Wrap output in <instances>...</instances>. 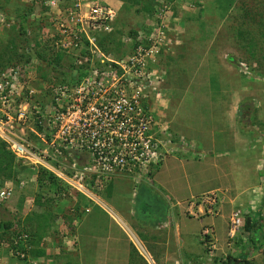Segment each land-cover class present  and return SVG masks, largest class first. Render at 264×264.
I'll use <instances>...</instances> for the list:
<instances>
[{
    "label": "built area",
    "instance_id": "1",
    "mask_svg": "<svg viewBox=\"0 0 264 264\" xmlns=\"http://www.w3.org/2000/svg\"><path fill=\"white\" fill-rule=\"evenodd\" d=\"M28 1L35 9L33 20L52 19L43 32L51 34L56 52L75 66L70 73L75 79L59 72L44 80L36 69L41 64L36 42H31L21 52L29 61L0 70V142L16 165L31 169L36 183L40 170L53 175L68 190L71 214L77 208L88 214L92 205L103 206L101 195L115 177L151 183L154 171L178 152L177 143L195 151L183 139L174 140L151 104L162 94L159 57L172 44L164 24L169 12L158 14L159 24L148 26L147 35L131 37L119 34L118 11L104 0ZM31 37L28 30L27 39ZM26 183L3 182L0 210ZM243 225L235 214L229 236L239 235ZM10 252L27 257L24 251Z\"/></svg>",
    "mask_w": 264,
    "mask_h": 264
},
{
    "label": "crops",
    "instance_id": "2",
    "mask_svg": "<svg viewBox=\"0 0 264 264\" xmlns=\"http://www.w3.org/2000/svg\"><path fill=\"white\" fill-rule=\"evenodd\" d=\"M105 2L116 9L122 7V3L117 0ZM228 63L218 64L217 86L221 89V99L225 101L219 99L221 103L217 102L222 108L208 109L209 113L216 112L219 115L220 124L210 129L213 141H203L195 134L191 136L186 132L185 124H176L181 119V111L187 108L191 112L195 111L199 103L197 96L206 95L200 91L186 93L179 95L184 97L182 99L177 94H172L174 99L177 96L178 100L174 103H177L178 110L171 124L176 128L174 131L177 136H185L195 144L196 150L185 152L180 149L182 152L168 157L154 171L151 183L146 179L138 182L125 175L115 177L101 195L103 206L92 205L90 213L80 214L81 218L73 221L74 228L68 236L75 239V249L70 251L65 244L60 243L59 248L64 247L68 252L66 256L70 261L66 264H201L204 255L202 229L213 225L216 240L223 245V234L230 214L239 208L251 215L248 221L251 231L257 235L260 245H264V126L258 128L251 125V128H243L244 123L239 120L243 105L248 102L254 104L249 111L255 113L259 110L258 117H263L264 121V81L243 80L229 71ZM208 82L207 93H212L214 88L211 77ZM196 114L197 117L200 116L199 113ZM200 128L203 127L199 126L198 129ZM224 133L228 136L226 140L221 138L223 142H216L217 137ZM199 165L201 166L198 167ZM218 191L228 194H223L225 203L221 207V216L217 219H200L201 216L194 218L186 215L184 207L173 206ZM148 200L151 209H143V202ZM57 207L54 214L62 222L59 225L65 226L62 215L65 207L62 210L60 206ZM196 207L198 211V205ZM70 209L72 211V206ZM46 240L49 241L45 239L44 242ZM231 246L233 248L234 244ZM50 252L55 258L59 257L54 253L53 247ZM50 252L46 251L48 256ZM226 254L232 253L225 249L222 257L216 256L217 264L229 263L230 256L227 257ZM235 256L231 264L242 263L243 258L258 260L261 254L256 251L251 257ZM205 261L211 264L206 256Z\"/></svg>",
    "mask_w": 264,
    "mask_h": 264
},
{
    "label": "rangeland",
    "instance_id": "3",
    "mask_svg": "<svg viewBox=\"0 0 264 264\" xmlns=\"http://www.w3.org/2000/svg\"><path fill=\"white\" fill-rule=\"evenodd\" d=\"M211 1L212 0H174V3L170 4L168 0H155V9L156 13L157 11L158 13L153 16V19H149L143 15H138L136 13L139 9L138 6L132 7L129 4H125V6L121 2L122 9L119 14V24L123 27V30L127 29L128 33L130 32L133 36V33L138 31H143V34L149 33L150 28L148 26H151L152 28L157 23L159 24L157 17L161 11L165 10L170 14V16H167V20L164 24L166 28L168 27V33H166V36L172 44L170 45V51L168 54L165 55L163 52L159 57V76L162 75L163 77V82L160 86L162 88V94L159 98L154 97L151 104L156 114L160 115L159 117H162L163 121L168 123L170 134L175 141H178L183 137L181 135L177 136V132L174 131L176 128H174L173 124H171V120L178 110V106H176L177 103H174L178 100L176 97L181 94H189L199 91L201 94L206 96L199 95L201 98L197 96L196 100L198 99L199 103L196 110L191 112L190 109L187 108L186 110L181 111V119L177 120L176 124L178 126L185 124V130L191 136H194L193 134H195L197 138L202 139L203 141H213L212 138L214 136H212L210 129H213L220 124L218 119L219 115L216 112L209 113L208 109L222 108L221 104L217 102L219 99L222 100L221 98L223 97L221 89L217 86L219 63H228V57H232L234 58V65L228 63L230 66L228 68L229 71L234 73V75L236 74L246 81H264V29H262L261 26L259 29V25L257 26L256 23H248L252 21L250 19L249 21L247 16H242L243 13L234 12L232 13L233 17L230 16L229 20L219 19L215 16V14L212 13V15L208 10L207 12L205 11L210 8ZM29 2L30 1L28 0H12L11 2L10 0H0V55L3 54L5 50L4 48L7 47L10 39L16 40L15 45L17 48L20 46L22 47L23 39L19 32L20 25L15 21V19L26 11V8L30 6ZM239 9H243L246 13H250L251 15H264V0H237L236 11ZM201 12L202 14H200ZM29 19V25L37 22L36 17H34V20L32 17ZM51 21V18H45V20L42 19V24L45 26L46 22L50 24ZM201 24L205 25L203 30L201 29ZM30 28L31 32L35 29L32 26H30ZM48 29L49 27L44 28V30L47 31ZM238 29H241L242 31L246 30L249 34L243 32L244 36L241 39L234 33V31ZM43 31L38 34L36 42L50 41L51 34L47 35ZM246 35H249L248 39H245ZM31 38H34V34H32ZM42 45L44 46L45 44ZM21 47L17 49L19 54L22 52ZM54 51L55 50L51 48L50 50L46 49L47 57L49 58L50 55L57 56L54 55L56 52ZM11 52L12 51L8 52V57L14 58L15 50H13V54H11ZM35 53L36 57H38L37 51ZM5 56L7 55L4 53L2 58ZM61 60V64L65 67L67 66L66 68L68 69V65L70 64L69 58L61 56ZM39 62L41 63V61ZM42 67L44 70L43 72H40V68ZM61 67H51L43 63L36 65V69L39 73H48V75H52L53 73L55 75L62 73L63 70ZM245 71L249 74L245 75ZM250 74L254 75L256 78L254 79L253 77H249ZM210 77L214 90L212 93H207L209 85L208 81ZM165 84L167 87H165ZM172 94H177L175 99L172 97ZM171 97L173 98V101ZM205 97L207 98L202 99ZM180 98L184 99L182 96ZM222 101H225V99ZM253 105V103L249 104L248 102H245L243 105L241 116H239V120L241 119L244 123L243 128H251V125H255L258 128L264 126V121H262L263 117H258L259 110L255 113H251L249 111ZM196 112L200 114L199 117H197ZM199 126H202L203 128L198 129ZM224 135H219L216 142L221 143L224 141L222 140L224 138L226 140L228 136L226 133H224ZM184 138L187 139L185 136ZM200 158L202 159L203 156ZM200 166L201 165L198 167ZM30 170V168L23 167L18 170L20 171L18 175L20 176L19 181L22 179L27 182L26 186L22 190L17 189V195L15 198L0 210V223L3 224L12 222V229L17 232L25 229L30 230V232H35V230L39 229L36 231L38 234H44L45 232V238L40 243L41 248L45 250V256L42 259L36 260V264H66V262L70 261L66 256L68 252L65 251L64 247L63 249L59 248V245L60 243L65 244L66 249L69 248L70 251L75 249V239H70L73 237L68 236L72 234L74 226L69 227L66 225H59V223L62 222L61 220L60 222L57 220L58 217L54 214V209H57V206H60L59 208L61 210L65 207L64 214H68L70 213V207L73 205V202L70 198H68V196L67 198H58L53 195V192L50 194L46 193V191L43 192L41 187L38 185V182L36 183L34 181V173ZM19 181L16 185L19 184ZM220 194L221 193L218 191V195ZM223 194L226 195L228 193L225 192L221 195ZM199 198L200 199L197 200L202 201V197ZM22 200L23 203H21ZM197 200L193 199L190 202L180 203L177 207H184L185 212H187L186 215L188 216L191 215L189 211L193 209L192 213L194 218L201 216L200 219H206L208 217L217 219V214L221 216L222 206L215 208V211L217 210L216 215L213 213L206 215L205 210L202 215H197V207L195 208V206L199 204V201ZM38 201L39 203H37ZM223 202L225 203V201ZM18 204L20 208H18ZM66 207L69 210H67ZM108 210L110 209L108 208ZM6 212H9V214ZM18 212L22 213L20 215L21 218H19ZM14 217H18L19 220L14 221ZM64 218L65 217L63 216V220H65ZM56 221H58L57 225ZM52 222H55V231L58 233L55 231L53 232V230H51V232L48 231L47 227H49ZM42 227H45V229L42 230ZM246 231L244 234L242 233V235H239L233 240L228 238L225 232V234H223L225 242L222 245L216 241V231L213 228V225L205 226L201 232V241H203L204 237L203 232L212 234L215 238L212 237V239L209 240L206 238V242L201 243L204 252L201 264H209V262L205 261V256L207 260H210L211 264H215L216 256L222 257L226 248L227 252L232 253L229 261L230 259L236 257L235 255L239 254L238 251L241 250V248L245 247L246 249L247 246L248 249L252 248V245L248 244V240L250 239L248 238L249 236H246ZM66 232L67 234H65ZM3 236L5 235L0 226V238ZM245 237H247L246 242ZM45 239H48L49 241L46 240V242H44ZM232 243L235 244L233 248L230 245ZM235 246L238 251H235ZM6 247L7 245L5 248L0 246V264H28L19 260L16 256H12L11 252ZM51 247H53L55 251L54 253L59 257L56 256L57 258H55L53 256L54 254L50 252ZM256 249L257 253L261 254V256H259L258 260L253 259L248 263L264 264V261H262V259L264 260V246L253 248V250ZM46 251L50 252L51 255L49 254L48 256ZM259 260L261 261L258 263Z\"/></svg>",
    "mask_w": 264,
    "mask_h": 264
},
{
    "label": "trees",
    "instance_id": "4",
    "mask_svg": "<svg viewBox=\"0 0 264 264\" xmlns=\"http://www.w3.org/2000/svg\"><path fill=\"white\" fill-rule=\"evenodd\" d=\"M11 1L12 0H10V2ZM119 1L122 2L124 5L129 4L132 7L138 6L139 9L137 10L136 13L138 15H143L149 19H151V18L153 19V16H155V14L158 13V11L156 13V9H155L156 8V5L154 4L155 0H119ZM168 1L170 2V4L174 3V0H168ZM236 3H237V0H212L210 8L206 9L205 11L207 12V10H208L210 12V14L213 13L219 19H224V20H229L230 16L233 17L232 13H234V12H238L241 14L243 13L244 15L242 14V16H244V17L247 16V19L248 20L250 19L252 21V22H248V23H251V24L256 23L257 26L259 25V29H260V26L262 29H264V15L263 14H259L258 16L254 15V14L251 15L250 13H246L243 9H239L238 11H236ZM34 10L35 9L33 6H29L28 8H26V11H24L23 14H21L19 17H17L15 19V21L20 25V28H19L20 31L19 32H20V35L23 39V45H22V47L20 46L22 51H23V49L24 50L26 49L25 45L29 46L31 42H36L38 34L40 32H42L44 30V28H46V27L50 28L51 27V25L48 22H46L45 26H43L42 20L29 25V20H30L29 18H31V16L34 14ZM200 14H202V12ZM30 26H32L33 28H35L36 26L37 27L32 31V34H34V38L27 39V31L31 29ZM204 26L205 25L201 24L202 30L204 29L203 28ZM241 31H242L241 29L234 31L236 36L241 38V39L244 36L243 32L249 34L246 30H243L242 32ZM119 34H121V33H119ZM248 36L249 35H246L245 39H248ZM245 39H243V40H245ZM52 41L36 42V47H37L36 51H37L38 60L47 66H51V67L52 66H59V67H61V66H63L61 64L62 63V60H61L62 55L56 54V52L54 51L55 52L54 55H57V56H51L50 55L49 58L47 57L46 49H49V50H50V48L53 49L51 47ZM8 42L9 43H8L7 47L4 48L6 51L4 50V52H3V54L5 53V55H7V56L2 58L3 54L0 55V70L7 68L8 66L14 64L15 62L20 63L24 60H26V61L30 60L29 56H27L25 53L19 54L17 49H19L20 47H18V48L16 47V45H15L16 40L10 39ZM42 44H45V45L43 46ZM13 50H15L14 58L8 57V55H9L8 52L12 51L11 54H13ZM227 61L230 64L234 65V58L228 57ZM61 68L64 69V67H61ZM74 69H75V66L70 62V64L68 65L67 71H65L64 73L62 72L61 76H63V77H69L70 76L71 78L75 79L70 74ZM43 70H44L43 67L40 68V72H43ZM41 77L44 80H46L48 78V73H46V74L42 73ZM21 168L22 167H20V165H16L13 156L6 151L5 145L2 142H0V188L2 186L1 184L4 181H13L14 183L17 184V182L19 181V178H20V176H18L20 171H18V170ZM38 185L41 187L43 192L46 191V193H48V194L53 192V195L57 196L58 198H64L63 196L68 195L67 188H65L53 175H51V174H49L43 170L39 171ZM110 185H111V183L108 186H110ZM21 203H23V200L21 201ZM37 203H39V201ZM148 203H150L149 200L146 203L143 202V204H144L143 209H146V208H148V210L151 209L152 206L149 205ZM18 208H20L19 204H18ZM79 210H80L79 208L76 209L75 215H73L71 213H70L71 216L69 214L68 215L64 214V217H65L64 218L65 219L64 224L66 226L72 227L73 221L76 219L79 220L81 218ZM6 213L9 214V212H6ZM21 214L22 213H19V218H21L20 217ZM19 218L14 217L13 220L18 221ZM54 224H55V222H52L51 225L49 227H47L48 231H50V232H51V230H53V232L55 231L56 226ZM0 226L2 228V232L5 235V236L0 238V246L1 245H9L10 249H12V250H15L18 252L24 251V253H26V255L30 257V259H42L45 256V250L43 248H41V246H40L41 245L40 243L45 238L44 237L45 232H44V234H41V233L38 234V232H36V231L39 229L35 230V232H32V231L30 232V230H28V229L17 232V231H14L12 229L13 228L12 222H7V223H3V224L0 223ZM44 229H45V227L44 228L42 227V230H44ZM251 229H252V227L248 223L247 231L250 232ZM56 233H58V232H56ZM24 236H27L28 239L26 241H23V240L19 241V239H22ZM14 239H16L19 242L18 246H15L16 240L14 241ZM248 244L254 245V244H256V241L254 240V238H251L250 240H248ZM25 246H28L27 250H25V248H24ZM250 250L251 249H248V246L246 249L244 247V248H241V250H239V251H238V249H235V251L239 252V254H238V255H240L239 257H243V256L246 257L247 254H249ZM27 261L28 260H24L25 263H28ZM233 261H234V259H230L228 264H231V262H233ZM241 262H243L242 264H249L248 259H246V258H243ZM215 263L217 264V261H215Z\"/></svg>",
    "mask_w": 264,
    "mask_h": 264
},
{
    "label": "clouds",
    "instance_id": "5",
    "mask_svg": "<svg viewBox=\"0 0 264 264\" xmlns=\"http://www.w3.org/2000/svg\"><path fill=\"white\" fill-rule=\"evenodd\" d=\"M105 1V0H104ZM117 1H119V0H117ZM120 2V1H119ZM121 3V2H120ZM111 6V5H110ZM112 7V6H111ZM114 8V7H113ZM116 9V8H115ZM121 9H122V7H121ZM121 9H116L117 11H118V20H117V23H118V25L121 27V31H120V33H126V34H128L129 36H131V37H133V35L129 32L128 33V31H127V29L126 30H123V27L119 24V14H120V12H121ZM45 18L47 19V18H49V17H41V19H39V20H37V22H39V21H41L42 19L43 20H45ZM50 19V18H49ZM50 25H51V23H50ZM148 25V24H147ZM138 32H142L143 33V31H138ZM138 32H136V33H134V36H136L137 34H138ZM148 34V33H147ZM147 34H143V35H147ZM46 42V41H45ZM51 45H53V43L51 44ZM52 48L55 50V48L52 46ZM56 51V50H55ZM57 53V52H56ZM57 54H59V55H61L60 53H57ZM42 63V62H41ZM64 67V69L63 68H61L62 70H64V71H67V66L65 67V66H63ZM182 139L186 142V144L187 145H189V146H191V147H194L195 148V150H196V146L195 145H193V143H191V142H189L187 139H185L184 137H182ZM179 141V140H178ZM178 141H176V142H178ZM177 148V150H178V152H182V151H180V149L181 150H184V151H186V150H188V151H194V150H192V149H190V148H187V149H184V147H183V145L181 144L180 146H178V143H177V146H176ZM188 151H186V152H188ZM203 156V155H202ZM207 199V200H206ZM210 199H213V201L211 202L212 203V206L209 204L210 203ZM197 201H199V204H198V215H202V213L204 212L203 210H205L206 211V215H210L211 213H213L214 215H216V211H215V208L216 207H221L223 204H224V199H223V195H218V192H212V193H209V194H207V195H205L204 197H202V201H200V200H197ZM205 201H206V203H205ZM223 203H222V202ZM214 203V204H213ZM177 205L178 204H173V206H175V207H177ZM196 205H197V203H196ZM195 208H196V206H195ZM200 210V211H199ZM209 210V211H208ZM187 213V212H186ZM235 214H239L240 215V217L241 218H243V220H244V225H243V227H242V230H241V233L239 234V235H242V233L244 234V232L247 230V225H248V221H250L249 219L251 218V217H249V216H251L249 213H247L244 209H237L236 211H233V212H231V214H230V218L228 219V223H227V227H226V235L228 236V238H230L231 240H233V239H235L236 237H238L239 235H237L235 238H231L230 236H229V229H230V223H231V219H232V217L235 215ZM216 217H219V214H217V216ZM263 219H264V210H263V215H262V224H264V221H263ZM260 225H261V223H260ZM209 232V231H208ZM204 233V237H203V241H201V243L202 242H206V238H207V240H209V239H212V237H213V235L212 234H209V235H206L205 234V232H203ZM202 234V233H201ZM246 236L249 238V239H251V238H254V240L256 241V244H252V248H249V249H251L250 251H249V254H247V257L248 256H252L253 254H254V252H256L257 251V249L256 250H253V248H258V247H262V245H260V242L258 241V238H257V235L255 234V233H253L252 231H250V232H247L246 231ZM247 237H245L246 239H245V242L247 241ZM217 241V240H216ZM232 244H234V243H232ZM231 245V244H230ZM229 245V246H230ZM235 245V244H234ZM228 246V247H229ZM264 246V245H263ZM227 249V248H226ZM236 249V248H235ZM9 251H10V249H8ZM227 255V254H226ZM229 256H231V255H227V257H229ZM18 259H20V258H18ZM228 259V258H227ZM20 260H22V259H20ZM24 260H28L27 262H28V264H36V260L37 259H30V257L29 256H27L26 257V259H24ZM24 260H22V261H24ZM250 260H248V262H249ZM243 263V262H242ZM242 263H240L239 262V264H242Z\"/></svg>",
    "mask_w": 264,
    "mask_h": 264
}]
</instances>
